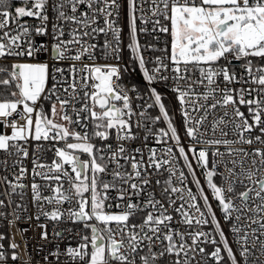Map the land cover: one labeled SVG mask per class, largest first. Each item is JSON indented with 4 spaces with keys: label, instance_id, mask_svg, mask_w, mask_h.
<instances>
[{
    "label": "snow or ice",
    "instance_id": "obj_1",
    "mask_svg": "<svg viewBox=\"0 0 264 264\" xmlns=\"http://www.w3.org/2000/svg\"><path fill=\"white\" fill-rule=\"evenodd\" d=\"M0 264H264V0H0Z\"/></svg>",
    "mask_w": 264,
    "mask_h": 264
},
{
    "label": "built area",
    "instance_id": "obj_2",
    "mask_svg": "<svg viewBox=\"0 0 264 264\" xmlns=\"http://www.w3.org/2000/svg\"><path fill=\"white\" fill-rule=\"evenodd\" d=\"M126 31H127V29H125V32ZM28 235L31 237L32 236V233L30 232ZM5 243H7V242H5ZM32 248H33V242L30 241V244H29L30 251L32 250ZM33 255L35 256L36 260H39L40 259V256L37 255L35 252H33Z\"/></svg>",
    "mask_w": 264,
    "mask_h": 264
}]
</instances>
